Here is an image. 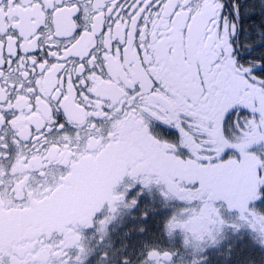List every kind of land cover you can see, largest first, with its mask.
<instances>
[{"label": "snow or ice", "instance_id": "6c2138e0", "mask_svg": "<svg viewBox=\"0 0 264 264\" xmlns=\"http://www.w3.org/2000/svg\"><path fill=\"white\" fill-rule=\"evenodd\" d=\"M153 186L264 247V0H0V264H184L82 246Z\"/></svg>", "mask_w": 264, "mask_h": 264}, {"label": "flooded vegetation", "instance_id": "af4514ba", "mask_svg": "<svg viewBox=\"0 0 264 264\" xmlns=\"http://www.w3.org/2000/svg\"><path fill=\"white\" fill-rule=\"evenodd\" d=\"M156 192L160 195L159 187L153 186L151 193L146 194L145 198L134 209L126 207L124 204H119L118 210L114 213L105 209L103 215L109 217L106 223L97 222L94 232L86 230L84 234L83 229H81L82 246L90 255L94 256L103 253L119 254L124 246H126L128 252L137 254L143 244L149 242L156 243L159 247L168 250L179 251L185 258L184 264H191V260L200 259L199 253L195 249L196 243L191 235L189 236L187 230L188 215H180L179 212L183 210H173L172 207H167L168 209L165 210L162 203L158 202L157 204ZM174 202L179 203L178 206H182L178 201H171L170 204H174ZM196 212V207H194L191 213L195 214ZM206 219V217H203L200 221L204 222ZM171 223L183 225L184 227H181L179 231L172 229V234L168 235L165 229ZM201 224L194 222L193 226L197 227ZM184 240L188 241L189 250L187 252L182 248ZM202 243L205 246L211 244V238L207 236L206 241ZM213 249L210 251L212 252ZM262 258L261 251H259V256L253 255L249 259L243 253L239 256L243 264H264V258L263 260ZM253 259L257 260L252 262ZM209 260L210 264H220L213 260L210 254Z\"/></svg>", "mask_w": 264, "mask_h": 264}, {"label": "rangeland", "instance_id": "374dc122", "mask_svg": "<svg viewBox=\"0 0 264 264\" xmlns=\"http://www.w3.org/2000/svg\"><path fill=\"white\" fill-rule=\"evenodd\" d=\"M155 196L157 204L158 202L162 203L165 210L170 207H172L173 210H176L174 208L179 204H177V202H174V204H170L171 202L164 201V199H162L157 192ZM193 210L194 207L191 209V211ZM249 211H252L254 216L258 215V210ZM202 218L203 217H200L197 212L194 214V216L188 215L187 230L189 232V236L191 235L196 244L201 243L202 246H205L202 242L206 241L207 236L210 237L214 226L211 224V218L208 219V217H206L208 219H206L207 222L200 221ZM245 220H247V218H245ZM245 220L238 221V224L242 228L239 231H225L223 234L216 233L218 244L212 250V252H209V254L213 260L217 261V263L243 264L241 259H239V256L242 253L245 254V257H247V259H249L253 255L259 256V251H261L264 258V247H262L258 243H255V241H257L258 238L261 237L262 226L257 222L254 226V231H251L248 228V224L245 223ZM194 222L202 224L194 227ZM256 260L257 259H253L252 262H255Z\"/></svg>", "mask_w": 264, "mask_h": 264}, {"label": "trees", "instance_id": "16d2710c", "mask_svg": "<svg viewBox=\"0 0 264 264\" xmlns=\"http://www.w3.org/2000/svg\"><path fill=\"white\" fill-rule=\"evenodd\" d=\"M233 206H234V207H238V205H235V204H234Z\"/></svg>", "mask_w": 264, "mask_h": 264}]
</instances>
